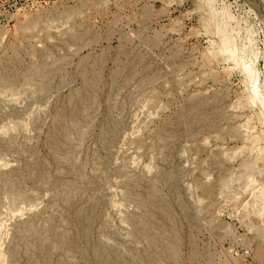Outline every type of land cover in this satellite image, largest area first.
<instances>
[{
    "label": "rangeland",
    "instance_id": "374dc122",
    "mask_svg": "<svg viewBox=\"0 0 264 264\" xmlns=\"http://www.w3.org/2000/svg\"><path fill=\"white\" fill-rule=\"evenodd\" d=\"M0 264H264V0H0Z\"/></svg>",
    "mask_w": 264,
    "mask_h": 264
}]
</instances>
